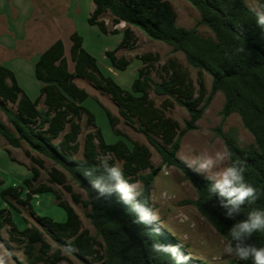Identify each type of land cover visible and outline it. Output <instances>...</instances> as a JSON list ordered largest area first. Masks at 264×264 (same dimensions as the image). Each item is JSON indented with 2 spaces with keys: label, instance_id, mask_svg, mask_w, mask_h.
Returning <instances> with one entry per match:
<instances>
[{
  "label": "trees",
  "instance_id": "trees-1",
  "mask_svg": "<svg viewBox=\"0 0 264 264\" xmlns=\"http://www.w3.org/2000/svg\"><path fill=\"white\" fill-rule=\"evenodd\" d=\"M186 1L198 10L201 24L209 28L213 37L201 36L196 30L178 26L175 9L167 0H93L94 9L88 24L98 27L105 35L119 34L115 27L121 23L128 26L123 30L118 47L105 52L114 69L123 72L131 64L126 57H118L117 52L135 47L138 39L131 29L134 27L148 39L167 44L173 53H182L188 65L196 70V80L177 59L170 58L157 68L160 56L147 53L139 57L142 67L131 89L126 90L102 71L97 59L85 49L84 37L78 32L70 36L73 71L69 69L62 40H57L40 55L35 64V77L42 87L35 99L23 90L16 74L0 63V110L7 119V123L0 120V137L14 149L26 144L25 155L32 163L29 167L32 176L24 179L21 186L1 189L0 197L20 213L11 200L32 210L34 196L50 193L66 215L63 222L49 216H37V222L46 229L43 232L35 226L21 230L13 220L12 212L0 209V239L1 231L8 226L10 238L24 248L26 263L21 264H60L64 261L60 250L53 251L45 233L58 247L66 241L71 243L78 249L74 256L82 264H172L169 257L152 252L150 245L155 237L147 235L145 226L133 223L135 217L128 213L118 197L102 198L100 202L95 193L87 189L82 169L97 164L98 157L107 155L111 163H122L124 174L131 182L142 184V200L151 207L152 186L158 171L151 163L152 153L146 145L135 143L130 147L122 139L114 143L106 141L97 125L96 115L85 105L88 93L77 86V79L86 80L95 89L109 95L124 124L144 134L163 164L178 168L192 182L197 192L196 209L226 241L236 221L226 219L218 206V198L211 197L208 187L212 182L189 169L177 157L183 136L198 128L197 123L211 98L222 93L225 98L221 111L223 120L238 114L255 142L247 148H240L232 138L222 136L226 151L230 153L229 162L238 161L245 168L246 181L259 194L255 204L245 205L237 219L244 218L250 207L264 209V32L256 26L246 0ZM105 16L110 17L113 29L108 28ZM241 47L245 51H237ZM153 71L160 82L151 76ZM204 74L212 79L209 94ZM151 92L167 97L161 107L150 99ZM40 103L44 108H39ZM175 104L183 107L189 115L183 129L177 121L165 115L166 111L174 109ZM104 110L111 130L116 136H122L117 129L119 118ZM84 116L94 131L85 135L82 159H76L74 156L81 149L80 122ZM32 152L55 164L48 173V184L39 182L45 161ZM6 153L12 162H16L9 149ZM59 168L87 193V201L73 191ZM147 170L150 172L143 174ZM3 185L0 180V188ZM53 185L69 193L76 205L89 209L86 217L102 242L83 229L75 209L62 199ZM32 214L36 215L34 211ZM156 239L164 244L178 243L163 227ZM249 242L264 246V233H255ZM99 247H104V254ZM182 250L188 255L184 248ZM189 264L207 263L191 257ZM228 264L251 262L236 258Z\"/></svg>",
  "mask_w": 264,
  "mask_h": 264
},
{
  "label": "rangeland",
  "instance_id": "rangeland-1",
  "mask_svg": "<svg viewBox=\"0 0 264 264\" xmlns=\"http://www.w3.org/2000/svg\"><path fill=\"white\" fill-rule=\"evenodd\" d=\"M173 5L177 14V25L188 30H196L201 36L213 37L208 27L201 24L200 13L186 0H167ZM250 7L254 4L264 6V0H246ZM94 8L93 0H0V63L10 68L17 76L20 86L32 99L39 95L42 83L35 77V64L40 55L57 40H62L65 45V56L67 58L70 71L74 70L71 61L70 48L72 42L70 36L78 32L84 37L85 49L97 59L102 71L114 78V80L126 90H130L133 81L138 77V70L142 67L139 57L147 53H154L160 56L157 68L163 65L168 59H177L187 68L194 80L197 79L196 70L192 69L182 53H173L172 48L167 44L148 39L139 29L132 27L137 37V44L133 49H121L117 52L118 57H126L131 61L130 66L125 71L114 69L105 52L118 47L123 38V30L128 27L121 23L115 27L119 34L105 35L98 27L88 24V18ZM108 28L113 29L109 16H105ZM153 79L160 82L158 75L153 71ZM207 93L211 92L212 79L204 74ZM78 87L88 93L85 105L96 115L97 125L102 129L108 143L117 140H124L130 147L135 143L146 145L151 153V163L156 169L150 205L159 214L160 223L171 237L183 245L188 255L194 259L207 264H228L236 260L224 252L225 240L216 230L199 214L194 202L197 200V192L185 175L176 167H167L163 164L161 157L149 144L146 136L136 132L124 124L117 105L112 98L95 89L88 81L77 79ZM150 99L157 107H161L167 97L157 96L150 93ZM225 102L224 95L216 93L198 121V128L185 134L181 140L177 157L183 161L186 155H198L203 152L214 153L215 151H226L223 135L232 138L240 148H247L254 145V138L245 129L238 114H233L223 120L221 111ZM10 107L15 108L11 104ZM39 108H44L40 103ZM107 109L110 113L119 118L117 129L122 136H116L111 130L105 114ZM165 115L180 124L181 129L185 126V121L189 119L188 112L181 106L175 104L174 109L166 111ZM0 120L7 123L5 115L0 110ZM82 134L79 138L81 145L80 153L74 158L82 159V148L85 135L94 131V128L87 124L86 117L81 120ZM11 151L16 162H12L6 150ZM28 146L23 144L21 148L14 149L7 145L6 141L0 137V180L4 182L3 187L21 186L24 179L30 178L29 167L31 161L26 157L25 151ZM36 157L45 161V168L41 171L39 182L48 184L49 171L55 164L32 152ZM121 166L122 163L118 162ZM60 169V168H59ZM67 177V183L73 187V191L80 194L84 201L88 200L87 193L62 169ZM147 170L143 174H148ZM201 175V174H200ZM204 178L205 176L202 175ZM54 189L68 202L79 215L82 227L87 230L90 236L102 240L97 236V232L90 220L86 217L88 208L81 204L76 205L69 193L62 187L53 185ZM25 196V195H24ZM13 205L20 209V213L2 201L0 197V209L10 210L12 218L18 227L23 230L27 227H37L45 232L36 220L37 216H49L55 221H63L65 212L58 207L53 194H42L34 196L31 204L32 210L22 207L11 200ZM32 211L36 213L34 216ZM8 226L1 231L0 239V264H21L26 263L24 248L19 243L14 242L9 236ZM48 243L56 250L59 247L45 233ZM104 254V247H99ZM62 255V254H61ZM60 264H82L74 255L65 256Z\"/></svg>",
  "mask_w": 264,
  "mask_h": 264
},
{
  "label": "clouds",
  "instance_id": "clouds-1",
  "mask_svg": "<svg viewBox=\"0 0 264 264\" xmlns=\"http://www.w3.org/2000/svg\"><path fill=\"white\" fill-rule=\"evenodd\" d=\"M249 11L255 18L256 26L264 32V6L254 4ZM237 51L245 49L241 47ZM97 159V164L86 166L81 171L87 189L95 193L96 200L101 202L102 198L118 197L128 213L135 217L133 223L145 226L147 235L155 237L150 245L153 253L169 257L172 264H189L191 257L182 250L181 243L164 244L156 239L163 226L159 214L142 200V184L131 182L125 176L123 167L119 163H111L109 156L102 155ZM182 159L189 169L212 182L208 187L211 197L218 198V206L226 219L236 221L224 242V252L242 262L264 264V246L249 242L255 233H264V209L250 207L244 218L237 219L245 205L251 206L259 198L258 190L246 181L245 168L238 161L230 163V153L219 150L186 155ZM59 250L65 256H72L78 251L67 241Z\"/></svg>",
  "mask_w": 264,
  "mask_h": 264
},
{
  "label": "crops",
  "instance_id": "crops-1",
  "mask_svg": "<svg viewBox=\"0 0 264 264\" xmlns=\"http://www.w3.org/2000/svg\"><path fill=\"white\" fill-rule=\"evenodd\" d=\"M94 9V8H93ZM73 34V33H72ZM55 43V42H54ZM84 43H85V40H84ZM17 77V76H16ZM18 79V78H17ZM66 218V217H65ZM63 221H65V219L63 220ZM63 221H61V222H63Z\"/></svg>",
  "mask_w": 264,
  "mask_h": 264
}]
</instances>
